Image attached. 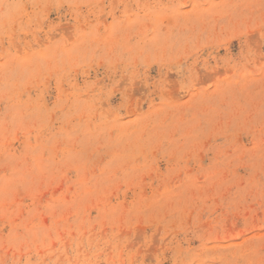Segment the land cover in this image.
Segmentation results:
<instances>
[{"label":"rangeland","instance_id":"rangeland-1","mask_svg":"<svg viewBox=\"0 0 264 264\" xmlns=\"http://www.w3.org/2000/svg\"><path fill=\"white\" fill-rule=\"evenodd\" d=\"M0 264H264V0H0Z\"/></svg>","mask_w":264,"mask_h":264}]
</instances>
